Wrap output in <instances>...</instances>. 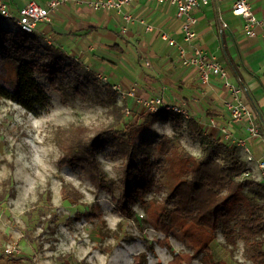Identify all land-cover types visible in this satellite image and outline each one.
I'll return each mask as SVG.
<instances>
[{
    "label": "rangeland",
    "instance_id": "obj_1",
    "mask_svg": "<svg viewBox=\"0 0 264 264\" xmlns=\"http://www.w3.org/2000/svg\"><path fill=\"white\" fill-rule=\"evenodd\" d=\"M58 70L53 81L35 74L49 96L48 106L37 115L0 99V251L10 242H17L20 251L16 255L2 253L0 264H75L80 260L88 264H254L241 239L236 238L235 245L226 243L221 226L210 251L194 256L182 241L148 224L137 203L131 206L133 215L125 216L115 199L95 188L83 171L59 167L58 160L71 139L87 144L99 128L112 123L113 114L106 86L94 73L81 64ZM115 94L113 100L121 103L123 98ZM141 111L148 112L144 107ZM152 127L156 136L180 133L182 147L194 155L201 153L200 143L189 134L185 122L174 130L170 112H159ZM94 156L114 180L117 198L123 161L113 157L109 149L99 150ZM153 159L150 154L139 161ZM158 172L155 167L154 173ZM62 181L70 191H78L74 196L80 203L61 197ZM163 196L164 191L151 192L146 198ZM83 203L94 204L98 218L65 224L66 215L82 210Z\"/></svg>",
    "mask_w": 264,
    "mask_h": 264
},
{
    "label": "trees",
    "instance_id": "obj_2",
    "mask_svg": "<svg viewBox=\"0 0 264 264\" xmlns=\"http://www.w3.org/2000/svg\"><path fill=\"white\" fill-rule=\"evenodd\" d=\"M79 64L60 46L44 43L38 35L16 27L9 29L8 22L0 17V99L37 115L48 106L49 96L35 74L49 76L53 81L58 68L72 69ZM230 65L237 72L231 60ZM104 85L112 100V123L99 128L87 144L71 139L58 166L83 171L95 188L115 199L116 207L125 216L133 215L131 206L137 203L146 214L148 224L182 241L194 256L210 251L221 226L225 229L227 244L235 245L236 238L241 239L247 257L254 264H264V182L242 177L247 166L238 147L207 133L196 120H186L180 113L170 112L174 130H179L185 122L189 134L200 143L201 153L191 154L181 146L180 133L154 134L152 125L158 120L159 112L129 109L126 100L121 103L113 100L115 92L109 84ZM103 149H109L113 157L123 161L117 198L114 180L100 168L94 156ZM150 154L154 157L152 161H139L141 156ZM155 167L159 170L157 175ZM162 191L161 198H146L151 192ZM60 192L63 199L73 204L81 202L74 196L78 191H70L64 181ZM82 206V210L75 209L66 215L63 222L82 218L93 222L98 218L94 204ZM228 252L231 254L232 250ZM75 264L88 263L80 260Z\"/></svg>",
    "mask_w": 264,
    "mask_h": 264
},
{
    "label": "crops",
    "instance_id": "obj_3",
    "mask_svg": "<svg viewBox=\"0 0 264 264\" xmlns=\"http://www.w3.org/2000/svg\"><path fill=\"white\" fill-rule=\"evenodd\" d=\"M3 1L13 13L28 1L42 6L48 2ZM234 1L200 2L192 11L195 37L190 43L182 42V19L176 17L174 5L148 0H134L120 10L66 2L51 13L50 22L38 23L33 34L44 43L60 46L69 58L94 76L101 72L109 84H119L125 91L133 89L136 97H121L129 103V109L142 110L138 97L161 96L182 104L190 119L196 120L207 133L228 141L220 131L225 126L232 139H244L247 151L238 147L240 157L250 169V177L263 182L257 162L264 161V0H247L259 21L252 37L243 31V18L232 13ZM124 15H130V20L125 21ZM6 22L13 30L15 25ZM146 24L152 28L146 29ZM162 32L182 42L187 54L197 46L208 57H216L227 69L229 80L244 89L243 101L261 130L260 136L249 137L243 123L230 121L224 106L229 93L222 80L211 75L207 83H202L196 69L181 63L177 50L161 37ZM211 119L216 126L207 123Z\"/></svg>",
    "mask_w": 264,
    "mask_h": 264
},
{
    "label": "built area",
    "instance_id": "obj_4",
    "mask_svg": "<svg viewBox=\"0 0 264 264\" xmlns=\"http://www.w3.org/2000/svg\"><path fill=\"white\" fill-rule=\"evenodd\" d=\"M85 2L93 9H116L120 10L124 5L130 4L134 0H48L46 6L39 5L35 1H28L17 12L13 13L7 3L0 0V17L6 21L12 22L17 29L22 32L33 34L36 29V25L40 22H50L51 13L61 4L66 2ZM155 1L157 3L170 2L175 7V15L179 19H182V31L183 38L182 42L190 43L195 37V32L192 25L195 23V18L192 15V11L196 8L199 3L206 4L208 0H148ZM232 13L234 15L243 18V31L246 36H255V26L259 22L252 12L250 5L247 0H235L232 5ZM125 21L130 20V15L123 16ZM140 23H144L140 20ZM152 26L146 24V29H151ZM161 37L167 42L170 47L177 50L178 57L181 63L186 67H192L198 72L199 78L202 83H207L211 75L217 76L223 82V86L228 90V99L225 101V109L229 113V119L231 122L243 123L249 137L260 136V128L257 125L254 116L250 108L243 101L244 89L234 84L229 80L227 69L216 59L214 56L208 57L206 53L197 46L192 47L191 54H187L186 48L182 42L176 41L170 37L166 32L161 33ZM95 77L102 81L104 84H109L106 75L101 72L95 73ZM111 88L117 92L121 97L135 96V91L130 89L125 91L119 84H109ZM137 101L146 111L156 113L160 111H168L173 113H180L184 119H190V115L182 104L172 103L164 100L161 96H154L149 98L138 97ZM126 109V113H128ZM211 126H216L214 120L207 122ZM221 133L225 139L230 141L237 147H245L244 139H232L231 133L225 126L220 127ZM251 160V157H247ZM258 169L260 171V179L264 182V161L257 162ZM251 174L250 169L247 167L242 173V177H249ZM5 255H16L18 254L19 248L17 242H10L3 248Z\"/></svg>",
    "mask_w": 264,
    "mask_h": 264
}]
</instances>
